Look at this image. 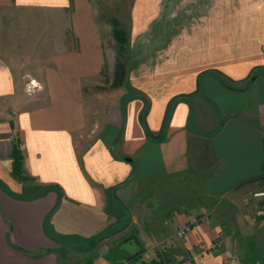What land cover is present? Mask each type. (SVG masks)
<instances>
[{"label": "crops", "instance_id": "crops-1", "mask_svg": "<svg viewBox=\"0 0 264 264\" xmlns=\"http://www.w3.org/2000/svg\"><path fill=\"white\" fill-rule=\"evenodd\" d=\"M148 15L154 26H123L133 92L94 125L83 95L116 61L92 2L0 0V98L27 77L45 96L0 118V264H254L264 218L246 197L264 184V0H154Z\"/></svg>", "mask_w": 264, "mask_h": 264}, {"label": "rangeland", "instance_id": "rangeland-1", "mask_svg": "<svg viewBox=\"0 0 264 264\" xmlns=\"http://www.w3.org/2000/svg\"><path fill=\"white\" fill-rule=\"evenodd\" d=\"M96 12V17L98 19L99 29H100V37L102 39V43L106 52L107 59L114 58L115 61L118 58V49L117 42L115 37L113 36L112 30L114 26H138L139 22L145 23L147 20L151 23V26H154L155 19H150L149 13H152L154 8V0H90ZM151 8V9H150ZM148 22V23H149ZM149 23V24H150ZM15 33L16 31H12ZM142 47L139 46L138 41L136 40L132 46L133 54H139V50ZM126 46L124 50L120 52V59L122 61V57L127 53ZM128 54V53H127ZM21 58V56H19ZM38 64L35 66L37 69ZM114 78V72L110 71L107 65H105L101 78L99 79L98 86L90 87L87 90V94L83 95L84 100L86 102V114L88 119L93 122L94 125L97 124L101 115V109L104 106L111 105L112 101L114 102V108H117V104L119 103L121 96L122 98H127L133 91L128 85H124L126 80H123V83L120 86H113L112 81ZM32 79L20 78L21 86L24 88L23 92L17 95L11 96H2L0 98V118L2 121L8 122L9 119L13 116L12 109L13 106L26 105L28 103H37L43 101L45 98L44 95L35 94L32 85L30 82ZM125 87V88H124ZM124 88V89H123ZM121 91L122 95H121ZM107 103V104H106ZM14 140L15 136L12 134ZM263 193V194H262ZM246 200L249 201V208L253 209L254 215L259 218H264V184L261 189L254 190L249 193L246 197ZM201 213L198 215H193L190 218H199L202 216ZM201 222H194L190 225V230L196 224ZM221 241H227L226 238H221ZM249 244V243H248ZM247 244V246H248ZM261 247L255 246L252 251L247 254L250 262L254 264H264V235L262 239ZM245 249V248H244ZM142 255L145 256L144 247L142 246ZM152 248L149 246V250L147 253V257L151 252ZM134 257H127L124 262H119L117 264H125L128 260L133 259ZM187 259V258H186ZM185 259V260H186ZM154 260V259H153ZM152 260V261H153ZM158 262L161 261V258L157 256ZM185 260H182L185 261ZM162 262V261H161ZM176 264L181 263V261H176Z\"/></svg>", "mask_w": 264, "mask_h": 264}, {"label": "trees", "instance_id": "trees-1", "mask_svg": "<svg viewBox=\"0 0 264 264\" xmlns=\"http://www.w3.org/2000/svg\"><path fill=\"white\" fill-rule=\"evenodd\" d=\"M112 33L117 42V49H118V58L116 59V62H115L114 78L112 81V85L120 86L123 83L124 75H125V69L120 59V56H121L120 52L124 50V47L128 43V38L122 26H114ZM215 73L225 86L230 87L227 80L219 72H215ZM180 97L185 98L186 96H180ZM180 97L176 99H179ZM140 120H141L142 125H144L145 127L143 115L140 118ZM18 145H19L18 140L14 141L13 148H12V154H11L12 159H13L12 172L17 178L24 179V176L22 174V169H21L22 156L18 148ZM262 170L263 171H262L261 178H264V165H263Z\"/></svg>", "mask_w": 264, "mask_h": 264}, {"label": "built area", "instance_id": "built-area-1", "mask_svg": "<svg viewBox=\"0 0 264 264\" xmlns=\"http://www.w3.org/2000/svg\"><path fill=\"white\" fill-rule=\"evenodd\" d=\"M30 84L32 86H34V81H31ZM263 194V193H262ZM208 219V214H202V216L199 218H189V220L185 223H181L178 225L177 229H176V236L182 238L185 237L189 232H190V225L194 222H204L207 221ZM144 247V254L145 256H147L148 250H149V245L147 243L143 244ZM126 264V263H125ZM179 264H187L185 261L179 263Z\"/></svg>", "mask_w": 264, "mask_h": 264}, {"label": "water", "instance_id": "water-1", "mask_svg": "<svg viewBox=\"0 0 264 264\" xmlns=\"http://www.w3.org/2000/svg\"><path fill=\"white\" fill-rule=\"evenodd\" d=\"M124 159H125V160H131V158H130V157H124Z\"/></svg>", "mask_w": 264, "mask_h": 264}]
</instances>
